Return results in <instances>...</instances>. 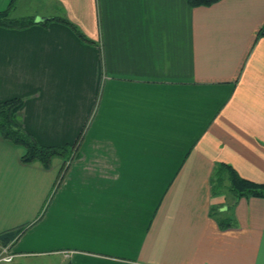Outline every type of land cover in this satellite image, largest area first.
Here are the masks:
<instances>
[{"label":"crops","instance_id":"crops-1","mask_svg":"<svg viewBox=\"0 0 264 264\" xmlns=\"http://www.w3.org/2000/svg\"><path fill=\"white\" fill-rule=\"evenodd\" d=\"M19 1L10 14L27 17ZM35 7L44 21L0 26V102L20 98L37 142L75 151L44 169L0 136V233L61 178L15 264H264V198L210 185L219 163L264 183V0Z\"/></svg>","mask_w":264,"mask_h":264},{"label":"trees","instance_id":"trees-1","mask_svg":"<svg viewBox=\"0 0 264 264\" xmlns=\"http://www.w3.org/2000/svg\"><path fill=\"white\" fill-rule=\"evenodd\" d=\"M219 1L185 0L186 4L191 8L207 7ZM13 4L14 0L7 10L0 12V26L23 29L35 24L33 17H12L10 10L14 7ZM54 20L69 24L63 18H55ZM260 34L264 36V31ZM22 105L23 102L20 98H11L0 102V136L9 143L24 148L25 152L21 156V162L23 164L38 162L44 169H49L51 161L55 157L61 158L64 161L72 160L75 151L73 146L42 145L17 122L16 116L21 110ZM63 170L64 168H62ZM210 185L213 195L226 192L231 194L234 200L251 197L264 198V183L259 184L244 179L231 166L224 163H219L214 167ZM219 222L224 223V220ZM24 230V227H19L0 233V246L5 247L9 245L12 247V244L18 240L24 233Z\"/></svg>","mask_w":264,"mask_h":264},{"label":"rangeland","instance_id":"rangeland-1","mask_svg":"<svg viewBox=\"0 0 264 264\" xmlns=\"http://www.w3.org/2000/svg\"><path fill=\"white\" fill-rule=\"evenodd\" d=\"M18 4L20 6V10H21V13H22L23 16H27V17L33 16V15L38 16V14H41V13H43L42 11H44V10H40V11H38L39 13L37 11H35V10H38L39 9V8L35 7V0H20ZM47 13H50V12L47 11ZM15 148H17V150H20L21 153H22V155L24 154L25 150H24L23 147L15 146ZM58 159L61 160V158H58V157L53 158L50 166H53V164H55V162ZM59 179H60V177L58 176L57 177V180L55 182V185L50 190V193H49L50 196H49V198L52 197L53 193L57 189L58 183H59ZM49 198H48V196H45L44 197V199H45L44 200V203L43 202L41 203L42 206L39 209V211L34 215L35 218L33 220H31L29 222H24L23 224H19L18 227H24V229H25L24 230V233L28 234L30 232L31 228L34 225H37V223H39L41 221L42 216L46 212L47 202L49 201ZM14 261L15 262L12 263V264H15L17 262L16 260H14ZM26 264H48V257H47V255H39V254L29 255L28 256V260L26 261Z\"/></svg>","mask_w":264,"mask_h":264},{"label":"built area","instance_id":"built-area-1","mask_svg":"<svg viewBox=\"0 0 264 264\" xmlns=\"http://www.w3.org/2000/svg\"><path fill=\"white\" fill-rule=\"evenodd\" d=\"M17 255L12 251L11 246H0V264H12Z\"/></svg>","mask_w":264,"mask_h":264},{"label":"water","instance_id":"water-1","mask_svg":"<svg viewBox=\"0 0 264 264\" xmlns=\"http://www.w3.org/2000/svg\"><path fill=\"white\" fill-rule=\"evenodd\" d=\"M40 21H44V20H42V19H40V18H36V19H35V23H38V22H40Z\"/></svg>","mask_w":264,"mask_h":264}]
</instances>
